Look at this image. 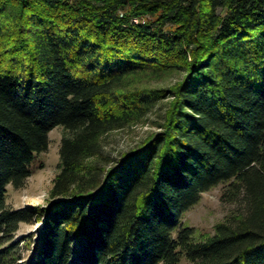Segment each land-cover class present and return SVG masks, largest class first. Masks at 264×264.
<instances>
[{"label":"trees","instance_id":"1","mask_svg":"<svg viewBox=\"0 0 264 264\" xmlns=\"http://www.w3.org/2000/svg\"><path fill=\"white\" fill-rule=\"evenodd\" d=\"M6 19L18 24L0 50V264H264V0H0V36ZM175 69L172 88L131 85ZM162 98L160 131L91 162ZM56 127L45 205L9 208ZM220 184L238 209L195 241L182 215Z\"/></svg>","mask_w":264,"mask_h":264},{"label":"rangeland","instance_id":"2","mask_svg":"<svg viewBox=\"0 0 264 264\" xmlns=\"http://www.w3.org/2000/svg\"><path fill=\"white\" fill-rule=\"evenodd\" d=\"M10 19V18H9ZM147 17L132 18V22L144 23ZM6 19L4 23L11 31L5 32L0 37V50H7L10 47L11 39L16 36L17 21L9 23ZM15 28V30H14ZM179 69L166 73L162 77L155 79H134L131 83L134 88L149 89H169L182 77ZM171 98H162L157 102L150 114L143 117L139 122H133L129 126L113 131L102 139V154L98 158L91 160L98 167L106 162V158L113 159L119 157L123 152L135 147L141 141L148 139L161 129L158 127L165 109ZM67 134L63 127H56L49 133V146L46 152L36 156L31 165V176L26 180L24 187L15 189L12 186L7 188L6 204L14 210H25L29 207H43L45 199L49 198L54 180L60 169V146L62 137ZM225 184H220L210 191L201 194L199 201L182 215V225L188 226L194 231L195 241H202L214 234L215 226L225 222L236 213L237 203H230L223 199ZM41 222L21 223L16 233V239L28 235L37 230ZM181 264H189L185 259Z\"/></svg>","mask_w":264,"mask_h":264}]
</instances>
